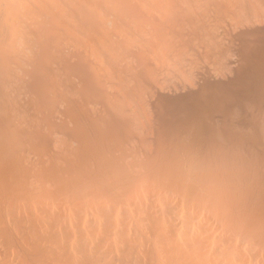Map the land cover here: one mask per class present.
I'll list each match as a JSON object with an SVG mask.
<instances>
[{
  "label": "bare ground",
  "instance_id": "obj_1",
  "mask_svg": "<svg viewBox=\"0 0 264 264\" xmlns=\"http://www.w3.org/2000/svg\"><path fill=\"white\" fill-rule=\"evenodd\" d=\"M0 12V264H264V0H30Z\"/></svg>",
  "mask_w": 264,
  "mask_h": 264
},
{
  "label": "clouds",
  "instance_id": "obj_2",
  "mask_svg": "<svg viewBox=\"0 0 264 264\" xmlns=\"http://www.w3.org/2000/svg\"><path fill=\"white\" fill-rule=\"evenodd\" d=\"M32 11L33 3L30 0H0V12L7 16L11 25L12 40L9 43L22 44L20 30Z\"/></svg>",
  "mask_w": 264,
  "mask_h": 264
}]
</instances>
